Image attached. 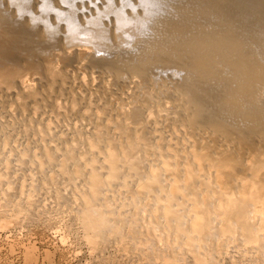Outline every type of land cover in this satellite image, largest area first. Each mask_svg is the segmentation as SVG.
<instances>
[{
	"label": "bare ground",
	"instance_id": "obj_1",
	"mask_svg": "<svg viewBox=\"0 0 264 264\" xmlns=\"http://www.w3.org/2000/svg\"><path fill=\"white\" fill-rule=\"evenodd\" d=\"M85 4L0 0V89L19 83L34 97L29 74L48 71L51 80L63 79L58 62L68 60L71 51L72 57L106 69L103 87L133 81L127 98L105 100L114 116L102 123L103 110L94 111L88 152L58 155L44 144L32 161L55 164L69 179L82 176V165L88 166L73 225L81 223L83 232L111 225L99 238L87 237L96 262L125 264L120 255L111 258L104 251L115 239L123 253L130 252L126 234L147 252L146 259L159 264L179 258L215 264L218 253L232 244L242 247L240 255L249 264H264V225L251 219L253 209L264 204V0H94L87 11ZM165 111V126L180 127L182 136L169 144H163L162 132L153 140L146 136L149 118L156 121ZM73 142L76 147L77 139ZM26 155L24 150L15 160ZM149 156L158 163L142 172L139 165ZM12 166L9 157H0V183L17 188L2 180ZM115 182L143 218L137 210L139 218L125 215L132 211L129 204V210H119L107 200L103 190ZM31 188L24 194L27 204L33 201ZM8 196L0 199V230L36 220L38 213L21 208L23 198ZM185 216L201 237L203 255L192 251L191 233L187 251H176L187 231ZM138 221L147 224L144 238L136 232ZM154 223L163 225L169 238L158 236ZM25 248L29 264H37V249ZM46 258L50 261V254Z\"/></svg>",
	"mask_w": 264,
	"mask_h": 264
},
{
	"label": "rangeland",
	"instance_id": "obj_2",
	"mask_svg": "<svg viewBox=\"0 0 264 264\" xmlns=\"http://www.w3.org/2000/svg\"><path fill=\"white\" fill-rule=\"evenodd\" d=\"M93 1L83 0L84 4L86 3L84 5L86 9L84 10L87 11L93 5L91 4ZM67 56H70L67 58L68 60L58 62L63 79L51 80L48 71H45V73L42 71L38 75H32L30 72L26 74L30 73L28 83L33 88V93L35 92L34 97L32 95L29 97L26 94L29 91L19 83H15L10 88L0 89V157H9L13 163L12 169L6 171L7 173L2 180L13 181L17 187L9 188L3 184L4 182L0 183V199L6 198V193L9 194L7 200H13L15 197H18L19 200L23 198V200H20L21 208L30 209L29 211H33L35 214L38 213L36 220L31 223L0 230V264H29L26 245L27 247L33 245L37 249V253H35L38 254L36 255V258L38 256L37 264H116L110 260H107V263L96 262L95 252L92 251L89 244H85L81 239L83 225L81 223L73 225V219L76 220L73 216L74 210L80 208L82 200L80 195L85 192L87 187L85 177L88 166L82 165V176L69 179V176L66 175L67 178L65 174L58 171L55 164L38 166L32 161L35 160L36 154L42 153L44 144L50 146L58 155L69 150H73L75 154L88 152L87 137L92 136L94 133V111L97 108L103 110L101 122L104 123L106 118L115 114L114 107L105 104V100L109 97L118 102V100L127 98V94L133 91L134 83L124 79L117 86L113 84L112 87V83H110V85L103 87V81L109 75L106 69L100 66L88 65L86 61L78 59L77 56H74L77 59L72 57V51ZM24 106H26L25 110L22 109ZM165 113L167 114L166 111L162 112L163 116L160 119L158 117L157 122L154 121L156 117H150L149 123L145 124L146 136L149 140H153L155 134L161 132L165 137L163 144L173 143L182 137L180 127L178 131L174 126H165V122L168 121L164 117ZM40 128L43 133L39 132L38 129ZM171 128H175L177 132ZM109 131L112 132L113 136L117 135L112 129H109ZM72 139H77L78 144L76 147H74V140ZM180 142L182 143V139H180ZM24 150L27 151L24 160L22 162L16 161L15 158L19 157ZM144 151L141 153L145 154ZM155 158H157L155 159L157 161L158 157ZM148 160L139 165L141 166L139 170L143 172V168H145L144 171H146L150 163L155 165L156 161L154 162L153 157L150 158L149 156ZM157 163L158 161L156 165ZM29 186L32 187L30 188L33 195V201H31V204L29 203L30 205L27 204V199L24 197L27 190H30ZM121 190L119 182H115L113 186L105 187L103 193L114 207L119 210H127L130 201L129 199L126 200L127 194H123L124 192L122 193ZM16 200L18 199L16 198ZM143 202L139 203L142 212L145 211L142 205ZM124 203L125 206L122 205ZM131 207L132 205H130ZM147 207L148 205L145 207L146 212L150 209V212H148L151 214V207H148L149 209ZM134 210H130L131 212L129 211L125 215L132 217L137 215L139 218L141 213L139 214L137 210L138 216V214H134L136 213ZM146 215L148 214H144L145 222L148 223L146 219L149 218ZM141 217L143 218V216ZM141 217L140 219H142ZM138 223L136 224V232L139 238H144L148 234L145 226L147 224ZM67 230H70L73 236L74 247L77 249L76 253L64 248L52 239L53 235H60V233ZM126 236L125 234V242L128 243L130 252L123 253L120 249L122 246L120 247L117 240L112 239L109 241L104 254L111 258L115 255L116 257L117 255L118 257L121 256L120 258L125 264H159L156 260L146 259L147 252L145 253L143 248L138 247ZM141 250L144 252L142 253ZM240 250H242V247L237 244L230 245V247L223 249L220 255L218 253L215 264H249L250 261L244 255H240ZM164 252L168 253L169 251L165 249ZM48 254L51 256L50 261L46 258ZM243 257L247 261L242 259ZM179 259L181 261L179 260L175 264H196L191 258ZM217 260L219 263H217Z\"/></svg>",
	"mask_w": 264,
	"mask_h": 264
},
{
	"label": "clouds",
	"instance_id": "obj_3",
	"mask_svg": "<svg viewBox=\"0 0 264 264\" xmlns=\"http://www.w3.org/2000/svg\"><path fill=\"white\" fill-rule=\"evenodd\" d=\"M251 219H252V222H254V223L258 222V226L259 225H264V204H262L258 208H254L253 209V211L251 213ZM173 223L175 224V220L173 221ZM182 226L187 231L181 233L182 241H181L180 244L175 245L176 251L179 252L181 249H184L185 251H187V248L185 247V242L188 241L189 233H191V237H192V251L196 252L197 254L203 255L204 254L203 248L198 243V241L201 239V237L199 236L198 233L193 231L191 218L185 216L183 221H182ZM108 227H111V225L110 224L101 223L96 228H89L88 231L83 232L81 234V239L83 240V242L85 244H87V237L88 236H92L93 238H99V236L101 235L102 230L104 228H108ZM162 228H163V225H157L155 223L153 224V231L158 236L159 235H164L166 237L167 236V232L166 231H161ZM260 231H261V233H264V227H262ZM222 238L223 237H221V239ZM52 239L56 240L59 243V245L63 246L64 248L69 249L70 251H72L74 253L77 252V249L74 247V239H73V236L71 235L70 230L64 231V232L60 233V235H53ZM149 249H150V246H149ZM83 253L85 254L84 251H83Z\"/></svg>",
	"mask_w": 264,
	"mask_h": 264
}]
</instances>
